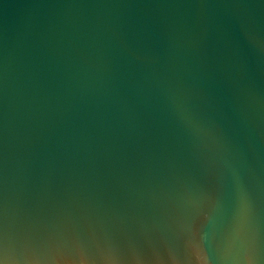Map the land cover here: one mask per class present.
<instances>
[{
    "label": "water",
    "instance_id": "obj_1",
    "mask_svg": "<svg viewBox=\"0 0 264 264\" xmlns=\"http://www.w3.org/2000/svg\"><path fill=\"white\" fill-rule=\"evenodd\" d=\"M11 264H264V0H0Z\"/></svg>",
    "mask_w": 264,
    "mask_h": 264
},
{
    "label": "snow or ice",
    "instance_id": "obj_2",
    "mask_svg": "<svg viewBox=\"0 0 264 264\" xmlns=\"http://www.w3.org/2000/svg\"><path fill=\"white\" fill-rule=\"evenodd\" d=\"M0 264H11L6 240L0 238Z\"/></svg>",
    "mask_w": 264,
    "mask_h": 264
}]
</instances>
